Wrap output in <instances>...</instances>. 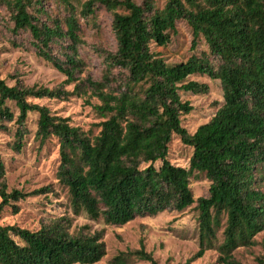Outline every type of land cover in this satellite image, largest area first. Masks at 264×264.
Segmentation results:
<instances>
[{"label":"trees","instance_id":"obj_1","mask_svg":"<svg viewBox=\"0 0 264 264\" xmlns=\"http://www.w3.org/2000/svg\"><path fill=\"white\" fill-rule=\"evenodd\" d=\"M58 2L64 10L61 18L47 14L44 0H0L12 30H27L37 54L65 76L58 88L28 87L19 80L8 85L0 79V121H15V147H21L28 113L37 112L40 142L50 136L58 139L57 178L67 188L75 214L123 225L137 216L180 211L196 202L198 249L184 264L213 248L219 264H242L233 251L253 245L264 230V0H165L162 8L155 0H85L79 11L73 0ZM97 5L112 12L116 49L107 53L108 68L101 80L79 81L83 61L78 19L93 14ZM179 19L192 29V46L203 38L208 52L168 64L152 46L166 45ZM59 41H64V60L52 52ZM111 68L119 69V79ZM193 74L218 79L223 102L189 133L181 115L193 108L179 90L208 91L206 83L186 81ZM70 83L71 91L63 88ZM86 90L98 98L94 108L103 118L92 138L67 118L28 101L66 99ZM7 101L18 109L16 117ZM173 134L192 149L187 166L168 159ZM200 173L210 185L206 196L194 200L190 179ZM49 191H8L0 161V211L11 207L16 213L13 202ZM70 228L68 218L37 230L0 224V264H93L106 254L103 229ZM220 228L222 240L217 244ZM132 255L158 264L142 241Z\"/></svg>","mask_w":264,"mask_h":264},{"label":"rangeland","instance_id":"obj_2","mask_svg":"<svg viewBox=\"0 0 264 264\" xmlns=\"http://www.w3.org/2000/svg\"><path fill=\"white\" fill-rule=\"evenodd\" d=\"M85 0H73L80 10ZM141 3L142 0H135ZM156 6L162 8L165 0H155ZM48 15L63 17L64 10L58 0H44ZM118 12H124L117 9ZM44 15L42 19H44ZM78 45L79 57L83 61L81 71L77 74L79 81L90 77L101 80L107 71V53L116 49L115 33L112 30V12L97 5L94 13L88 17L79 16ZM13 23L3 4H0V79L8 85L19 80L24 86H43L58 88L65 76L50 62L39 56L31 44V36L27 30H12ZM59 41L52 45V52L64 60L63 44ZM192 29L184 19H179L170 31V41L164 46L153 45L152 49L168 64L185 62L191 55L200 56L207 53V45L203 38L196 40L192 46ZM115 79H119L118 68H111ZM193 80L208 85V91L194 94L190 91L179 90L180 98L192 106L188 114L181 115V124L189 132L207 122L223 102L222 88L218 79H210L206 75L193 74L186 81ZM74 83L64 85L71 91ZM112 88L116 87L113 81ZM28 101L45 106L50 113L67 118L70 125L78 127L90 138L99 132V123L103 120L95 111L99 104L97 97L89 90L83 95L71 94L68 98H29ZM6 105L13 111L15 117L18 109L12 101ZM14 117V118H15ZM37 112H29L25 121L26 132L21 140V147L14 145L15 121H0V161L3 164L4 180L7 190L31 192L35 189L48 187L49 192L28 196L13 204L17 205L15 213L11 207L0 211L1 225H17L30 230H37L41 225L58 218L70 220V231H77L87 226L88 231L104 230L103 241L106 254L93 264H151L132 255L139 248L140 241L144 249L151 252L158 264H184L198 249V210L196 202L183 210H165L156 215L137 216L123 225H105L103 220L89 219L81 212L75 214L70 206L67 188L57 178L60 163L59 142L50 136L40 142L36 136ZM192 149L184 145L180 138L173 134L168 144V159L178 166H187ZM210 181L202 173L192 176L190 188L194 200L206 196ZM264 190V185L261 187ZM224 222V219H223ZM222 228L217 231V244L222 240ZM234 257L242 264H264V230L254 237L251 246L238 247L233 251ZM216 248L208 249L190 264H219ZM116 258V259H115Z\"/></svg>","mask_w":264,"mask_h":264}]
</instances>
